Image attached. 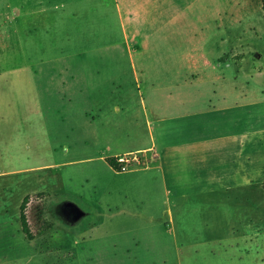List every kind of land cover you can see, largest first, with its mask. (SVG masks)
Returning a JSON list of instances; mask_svg holds the SVG:
<instances>
[{
	"label": "crops",
	"instance_id": "obj_1",
	"mask_svg": "<svg viewBox=\"0 0 264 264\" xmlns=\"http://www.w3.org/2000/svg\"><path fill=\"white\" fill-rule=\"evenodd\" d=\"M107 1L110 31L118 30L124 39L120 49L128 56L132 89L115 94L111 87L122 85V80L94 81L93 86L98 88L92 94L93 114L97 120L104 110L125 112L124 130L119 129V124H115L118 129L102 128L111 142L122 133L125 142L129 137L139 140L127 149L141 153L143 168L128 174L144 180L143 199L148 206L155 203L159 215L141 219L135 215L133 218L142 223L136 228L161 229L170 234L169 240L153 233L143 240L158 246L159 256H109L108 260L186 264L190 251L196 255L198 247L224 243L218 237L191 238L188 232L196 230L192 213L203 216L206 205H211L207 217H212L215 225L205 224L204 228H219L224 222V205L230 199L243 210L252 208L251 196L264 184L259 180L264 176V157L260 156L264 152V129L230 128V106L224 105L228 96L224 91L226 82L246 96L245 90L236 88L242 73L232 62L221 61L229 52L224 22L242 19L225 7L236 4L240 12L251 13V0ZM18 18V8L12 0H0V165L7 161L13 166L12 170L0 168V179L13 177L8 189L13 188L14 193L18 190L20 197L22 179L31 181L52 165L36 164L37 159L31 158L36 154L34 149L50 151L52 139L38 91L36 65L26 61ZM263 72L262 68H253V72L249 69V81L258 84L257 78ZM81 80L78 79V86L82 85ZM63 82L67 83L64 79ZM106 86L109 89L102 88ZM82 92L79 88L78 98ZM121 96L123 101L119 103ZM113 148L102 152L114 154L110 156L115 159L120 155ZM22 149L29 155H22ZM105 158L98 162L106 164L115 176H121ZM99 226L95 222L85 231L83 242L86 237L93 240L95 237L89 235Z\"/></svg>",
	"mask_w": 264,
	"mask_h": 264
},
{
	"label": "rangeland",
	"instance_id": "obj_2",
	"mask_svg": "<svg viewBox=\"0 0 264 264\" xmlns=\"http://www.w3.org/2000/svg\"><path fill=\"white\" fill-rule=\"evenodd\" d=\"M12 4L18 8V29L26 61L36 65L38 91L52 139L50 151L34 149L36 154L31 158L37 159L36 164L52 165L38 172L31 181L22 179L20 197L18 190L14 193L13 188L8 189L13 177L0 179V264H135L108 259L122 255L159 256L158 246L143 240L149 238V234L152 236L151 233L169 240L170 234L161 229H138L136 225H141V220L133 218L159 215L156 204L148 206L143 199L144 180L137 179L136 174H128L142 170L143 158H139V163H130L118 177L106 164L98 162L114 156L102 152L110 147L118 149L116 154L120 156L141 155L139 151L127 149L128 145L139 142L135 137L126 138L125 142L122 133L111 142L103 132L102 127L118 129L115 124L124 130V111L104 110L97 120L93 114L92 94L98 88L93 86L94 81L122 80V85L111 87L115 94L132 89L128 56L120 49L124 39L118 30L110 31L108 1L12 0ZM248 6L252 12L246 14L240 12L236 4L225 7L242 17L239 22H224L229 52L221 58L223 62L235 64L242 73L236 88L245 90V97L240 91L235 92L229 82L224 84L228 95L224 105L230 106V128L238 131L248 127L264 129V75L258 76V84L251 83L248 75L249 69L264 71V18L261 0H251ZM78 79L87 85L78 86ZM79 88L84 91L78 98ZM102 88L109 89V86ZM108 101L106 98V104ZM122 101L121 96L119 103ZM21 154L29 155L24 149ZM260 156L264 157L263 151ZM0 168L12 170L13 166L6 161ZM261 178L259 180L264 181V176ZM259 189L251 196L252 208L243 210L230 199L224 205V222L219 228H204L205 224L215 225L213 218L207 217L211 205H206L207 213L203 216L192 213L196 230L188 232L191 238L218 237L223 238L224 243L198 247L196 255L190 251L186 264H264V191ZM25 196L29 197L25 212L33 241L25 238L19 223V206ZM66 201L92 216L75 227L63 223L57 217L59 208H55ZM95 222L100 226L89 232V236L95 238L86 237L83 242V233Z\"/></svg>",
	"mask_w": 264,
	"mask_h": 264
},
{
	"label": "trees",
	"instance_id": "obj_3",
	"mask_svg": "<svg viewBox=\"0 0 264 264\" xmlns=\"http://www.w3.org/2000/svg\"><path fill=\"white\" fill-rule=\"evenodd\" d=\"M261 10H262V14H263V18H264V0L261 1ZM111 168L112 170H114L116 173H120V168L118 167V165L116 164V158H105L104 160ZM262 189L264 191V184L262 185ZM29 200V197L26 196L23 198L20 207H19V222H20V226H21V231L24 234L25 238L27 240H33V235L29 232L28 229V222H27V217H26V204Z\"/></svg>",
	"mask_w": 264,
	"mask_h": 264
},
{
	"label": "water",
	"instance_id": "obj_4",
	"mask_svg": "<svg viewBox=\"0 0 264 264\" xmlns=\"http://www.w3.org/2000/svg\"><path fill=\"white\" fill-rule=\"evenodd\" d=\"M62 205L71 207L72 217L70 220H65L63 218H59L63 223L68 224L70 227H75L79 225L86 217L92 216L91 213H88L78 207L76 204L66 201L58 204L55 209L60 208Z\"/></svg>",
	"mask_w": 264,
	"mask_h": 264
},
{
	"label": "built area",
	"instance_id": "obj_5",
	"mask_svg": "<svg viewBox=\"0 0 264 264\" xmlns=\"http://www.w3.org/2000/svg\"><path fill=\"white\" fill-rule=\"evenodd\" d=\"M130 163H139V157H137V155H131L119 156L116 158V164L120 168V172L124 171Z\"/></svg>",
	"mask_w": 264,
	"mask_h": 264
},
{
	"label": "flooded vegetation",
	"instance_id": "obj_6",
	"mask_svg": "<svg viewBox=\"0 0 264 264\" xmlns=\"http://www.w3.org/2000/svg\"><path fill=\"white\" fill-rule=\"evenodd\" d=\"M57 212L58 216L64 218L65 220H70L72 217L71 207L62 205Z\"/></svg>",
	"mask_w": 264,
	"mask_h": 264
}]
</instances>
